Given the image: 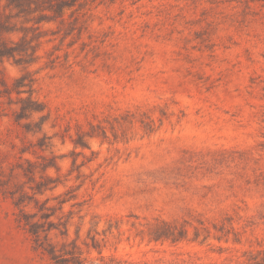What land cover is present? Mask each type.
I'll list each match as a JSON object with an SVG mask.
<instances>
[{
  "label": "rangeland",
  "instance_id": "rangeland-1",
  "mask_svg": "<svg viewBox=\"0 0 264 264\" xmlns=\"http://www.w3.org/2000/svg\"><path fill=\"white\" fill-rule=\"evenodd\" d=\"M79 15L81 36L22 19L0 32L10 46L41 35L35 62L0 58V264H56L48 249L246 264L264 247V0H87ZM91 122L108 137L76 143ZM225 213L241 243L138 234L155 217Z\"/></svg>",
  "mask_w": 264,
  "mask_h": 264
},
{
  "label": "trees",
  "instance_id": "trees-1",
  "mask_svg": "<svg viewBox=\"0 0 264 264\" xmlns=\"http://www.w3.org/2000/svg\"><path fill=\"white\" fill-rule=\"evenodd\" d=\"M6 7L9 13L5 15V20H0V32L6 30V26L12 19H22L23 22L32 23L31 27L34 31L41 28L42 23L54 22L60 24H68L66 34L74 33L77 30L79 36L84 30L85 20H81L79 15L87 0H5ZM70 12V20L67 22V12ZM7 19V20H6ZM8 30V29H7ZM12 30V29H11ZM11 32V31H10ZM13 32V30H12ZM70 32V33H68ZM41 35L35 34L31 40L27 35L21 37L19 41H13V45H7L0 40V58L14 57L17 53L23 54L22 63L31 64L39 58L38 45H33L34 40H39ZM9 89V87H7ZM28 101H34L28 98ZM27 110L35 111L34 107H27ZM128 116L133 115L130 110H127ZM127 120V119H125ZM144 122V119H142ZM145 129L148 132L155 131V121L150 119L145 121ZM90 130H83L80 133V141L76 143L85 144V137H101L103 139L108 137L107 126L102 122L97 124L90 123ZM162 122L160 123V126ZM112 127V125H111ZM39 190L47 189L42 183H38ZM234 218L225 213V216L218 222H212L203 215H190V218L183 219H164L155 217L153 221L146 223L147 229H141L140 234L142 239L148 238L149 242H165L169 241L177 244L183 241L204 244L208 241L211 234L218 240L225 242L232 241L233 243H241L239 232L234 225ZM192 230V234H191ZM233 234V236H232ZM52 259L56 264H86L87 258L83 257L80 251L66 250L61 255H56L55 251H50ZM102 254V250L99 251ZM247 254L246 264H264V247L256 250H246ZM102 257H104L102 255Z\"/></svg>",
  "mask_w": 264,
  "mask_h": 264
}]
</instances>
